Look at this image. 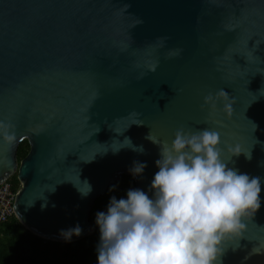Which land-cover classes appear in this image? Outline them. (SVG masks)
I'll use <instances>...</instances> for the list:
<instances>
[{
	"label": "water",
	"instance_id": "obj_1",
	"mask_svg": "<svg viewBox=\"0 0 264 264\" xmlns=\"http://www.w3.org/2000/svg\"><path fill=\"white\" fill-rule=\"evenodd\" d=\"M0 121L14 134L0 135V183L20 182L17 220L62 242L61 230L93 232L95 198L135 161L147 164L136 188L153 197L150 134L219 131L228 166L260 177L261 207L214 264H264V0H0Z\"/></svg>",
	"mask_w": 264,
	"mask_h": 264
},
{
	"label": "clouds",
	"instance_id": "obj_2",
	"mask_svg": "<svg viewBox=\"0 0 264 264\" xmlns=\"http://www.w3.org/2000/svg\"><path fill=\"white\" fill-rule=\"evenodd\" d=\"M217 96L226 97V93L220 90ZM212 101L211 95L205 97V103ZM230 109L231 105L225 104L229 114ZM10 129V124L0 121V135L6 142L14 139ZM174 137L171 144L161 143L152 134L147 137L160 146L159 171L151 182L153 197L130 188L127 198L112 196L107 211L96 213L98 264H214L223 254L224 242L242 235L244 218L253 217L260 209V177L228 166L222 158L219 131L181 127ZM122 144L144 152L143 146L133 145L130 138ZM228 151L230 156L242 153L238 145ZM246 158L251 159L250 152ZM146 167V163L135 161L129 171L135 177ZM79 191L87 196L91 185L87 191ZM82 232L79 225L61 230L69 242Z\"/></svg>",
	"mask_w": 264,
	"mask_h": 264
},
{
	"label": "trees",
	"instance_id": "obj_3",
	"mask_svg": "<svg viewBox=\"0 0 264 264\" xmlns=\"http://www.w3.org/2000/svg\"><path fill=\"white\" fill-rule=\"evenodd\" d=\"M30 145L27 139L17 147V160L23 159ZM14 188L20 187L16 174L10 177ZM115 186L114 190H111ZM136 188L131 174L122 173L110 183L104 193L98 195L90 210L94 227L91 234L74 241L60 242L44 239L25 228L17 218L0 223V264H98L97 245L100 240L96 213L107 211L112 196L127 198V190Z\"/></svg>",
	"mask_w": 264,
	"mask_h": 264
},
{
	"label": "built area",
	"instance_id": "obj_4",
	"mask_svg": "<svg viewBox=\"0 0 264 264\" xmlns=\"http://www.w3.org/2000/svg\"><path fill=\"white\" fill-rule=\"evenodd\" d=\"M10 177L0 183V223L16 218L13 204L20 187L14 188Z\"/></svg>",
	"mask_w": 264,
	"mask_h": 264
},
{
	"label": "rangeland",
	"instance_id": "obj_5",
	"mask_svg": "<svg viewBox=\"0 0 264 264\" xmlns=\"http://www.w3.org/2000/svg\"><path fill=\"white\" fill-rule=\"evenodd\" d=\"M45 239V238H44ZM55 241V240H54ZM60 242H62V241H60Z\"/></svg>",
	"mask_w": 264,
	"mask_h": 264
}]
</instances>
